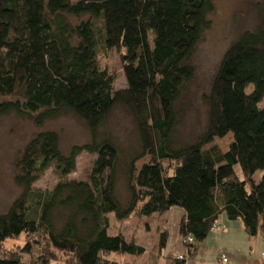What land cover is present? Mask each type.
I'll list each match as a JSON object with an SVG mask.
<instances>
[{"label":"trees","instance_id":"obj_1","mask_svg":"<svg viewBox=\"0 0 264 264\" xmlns=\"http://www.w3.org/2000/svg\"><path fill=\"white\" fill-rule=\"evenodd\" d=\"M214 10L215 0H0V115L41 127L68 112L89 134L68 153L50 130L23 147L14 164L21 192L0 214V246L22 235L25 244L10 253L0 247V264H119L113 255H142L143 246L112 233L109 214L122 221L181 208L187 255L221 214L240 220L250 236L264 235V174L253 179L264 171V0L257 27L226 49L203 95L205 129L191 142L177 140V106L195 73L190 59ZM97 46L121 51L125 88H114ZM116 105L132 117L138 140L124 168V201L116 194L120 150L106 127ZM228 133L225 151L212 144ZM82 152L95 155L88 178L68 179ZM49 168L59 181L34 188ZM33 249L36 257L23 261Z\"/></svg>","mask_w":264,"mask_h":264},{"label":"rangeland","instance_id":"obj_2","mask_svg":"<svg viewBox=\"0 0 264 264\" xmlns=\"http://www.w3.org/2000/svg\"><path fill=\"white\" fill-rule=\"evenodd\" d=\"M76 1L71 0V2ZM261 2L262 0H215V10L209 16L210 26L204 31L190 59L195 71L194 77L188 83L186 93L177 106L180 114L178 143L193 141L205 129L207 104L203 100V95L209 92L213 76L226 49L243 31L254 30L257 27ZM96 59L100 67L106 68L115 77L113 84L116 90L126 87L120 50L115 48L107 50L103 46H97ZM250 88L251 85H248L246 91H250ZM106 127L120 150V174L116 184V194L121 201H124L126 198L124 168L129 156L138 148L134 122L123 106L116 105L109 115ZM45 130L57 132L60 149L64 153H68L73 145H81L89 141L85 123L68 112L61 113L41 127H37L27 117L15 113L0 115V214L8 209L21 192L14 182L15 161L27 142L39 131ZM230 141L231 133H228L223 138H214L212 144H217L222 151H225ZM94 159L95 155L82 152L77 157L75 171L68 175V179H87ZM147 160L148 157L140 159L136 166L139 167ZM235 170L241 176L239 167H235ZM263 174V170H256L253 179L258 181ZM59 179L52 168H49L33 187L41 191L51 190ZM109 216L113 217V214ZM24 244L25 237L22 235L5 240L0 247L10 253L20 250ZM36 255L37 251L33 249L32 253L23 254V261L30 262ZM121 257L117 256L114 259L119 261V264H124L125 261ZM60 263L61 261L57 264Z\"/></svg>","mask_w":264,"mask_h":264},{"label":"crops","instance_id":"obj_3","mask_svg":"<svg viewBox=\"0 0 264 264\" xmlns=\"http://www.w3.org/2000/svg\"><path fill=\"white\" fill-rule=\"evenodd\" d=\"M183 215L181 208L173 207L163 214L128 217L122 221L110 216L112 233H121L127 240L145 248L140 256L124 255L121 258L130 263L154 261L155 264H166L167 260L184 253V264H216L218 254L225 253L227 264H264V235H248L240 220L229 219L225 214L218 217L217 227L207 233L196 251L187 255V248L178 233V223ZM165 232V243L160 247V235Z\"/></svg>","mask_w":264,"mask_h":264},{"label":"built area","instance_id":"obj_4","mask_svg":"<svg viewBox=\"0 0 264 264\" xmlns=\"http://www.w3.org/2000/svg\"><path fill=\"white\" fill-rule=\"evenodd\" d=\"M216 227H217V224L212 225V228H216ZM187 242H193L192 236L189 235L187 237ZM263 256H264V254H263ZM184 257H185L184 253L176 255V258L179 260L184 259ZM227 263H228L227 255L225 253H219L217 258H216V264H227Z\"/></svg>","mask_w":264,"mask_h":264}]
</instances>
